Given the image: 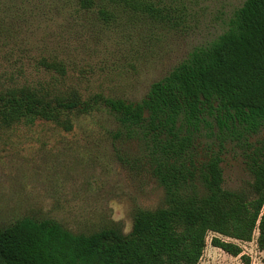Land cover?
<instances>
[{"label":"trees","instance_id":"16d2710c","mask_svg":"<svg viewBox=\"0 0 264 264\" xmlns=\"http://www.w3.org/2000/svg\"><path fill=\"white\" fill-rule=\"evenodd\" d=\"M34 1L0 0V131L39 120L72 131L73 117L106 107L148 137L165 203L139 209L129 234L115 226L74 233L54 219L20 218L0 228V264H199L210 234L214 247L251 264L241 244L258 231L264 250V0H245L222 35L152 83L141 101L85 99L62 87L65 62L37 52L10 25L13 12L35 9ZM37 1L70 25L89 14L105 24L131 17L164 26L172 18L153 0ZM205 136L217 137L220 151L200 161ZM227 143L246 151L252 175L237 189L225 187Z\"/></svg>","mask_w":264,"mask_h":264},{"label":"rangeland","instance_id":"374dc122","mask_svg":"<svg viewBox=\"0 0 264 264\" xmlns=\"http://www.w3.org/2000/svg\"><path fill=\"white\" fill-rule=\"evenodd\" d=\"M153 1L167 8L172 17L168 25L131 17L105 24L95 14L70 25L37 0L33 10H15L10 25L37 52L65 62L62 87L77 90L85 99L102 94L141 101L152 83L222 35L245 2ZM72 119V131L43 120L0 131V228L33 217L57 220L74 233L115 226L129 234L139 209L164 205L165 191L152 171L148 137L129 130L106 107ZM202 143L200 161L220 151L217 137L205 136ZM221 156L225 187L237 189L252 182L242 147L227 143ZM212 237L199 264H244L241 256L214 247ZM257 237L258 231L252 242L241 245L251 264H264Z\"/></svg>","mask_w":264,"mask_h":264}]
</instances>
